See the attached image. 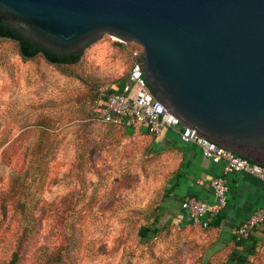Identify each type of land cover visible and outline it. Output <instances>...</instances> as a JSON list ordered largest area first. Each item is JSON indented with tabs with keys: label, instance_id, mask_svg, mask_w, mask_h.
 Wrapping results in <instances>:
<instances>
[{
	"label": "rangeland",
	"instance_id": "1",
	"mask_svg": "<svg viewBox=\"0 0 264 264\" xmlns=\"http://www.w3.org/2000/svg\"><path fill=\"white\" fill-rule=\"evenodd\" d=\"M119 43L105 36L65 72L0 39V264H223L200 226L138 235L167 167L92 119L128 74L132 46Z\"/></svg>",
	"mask_w": 264,
	"mask_h": 264
},
{
	"label": "water",
	"instance_id": "2",
	"mask_svg": "<svg viewBox=\"0 0 264 264\" xmlns=\"http://www.w3.org/2000/svg\"><path fill=\"white\" fill-rule=\"evenodd\" d=\"M68 56L105 36L143 48L181 126L264 166V0H0V24Z\"/></svg>",
	"mask_w": 264,
	"mask_h": 264
},
{
	"label": "crops",
	"instance_id": "3",
	"mask_svg": "<svg viewBox=\"0 0 264 264\" xmlns=\"http://www.w3.org/2000/svg\"><path fill=\"white\" fill-rule=\"evenodd\" d=\"M121 131L125 136L146 140L150 155L167 167L166 180L159 200L153 206L150 221L153 229H166L144 240L157 239L167 230L183 231L195 227L182 209V203L195 198L211 207L215 203L211 184L223 175V163L216 164L205 158L197 144L183 142L180 127L169 129L159 137L150 135L144 126L122 128ZM226 179L229 188L227 206L209 229H202L210 238L209 250L223 264H256L261 257L264 259V225L256 228L247 240H237L235 233L256 210L264 209V185L243 172L230 173Z\"/></svg>",
	"mask_w": 264,
	"mask_h": 264
},
{
	"label": "built area",
	"instance_id": "4",
	"mask_svg": "<svg viewBox=\"0 0 264 264\" xmlns=\"http://www.w3.org/2000/svg\"><path fill=\"white\" fill-rule=\"evenodd\" d=\"M132 54L133 67L123 93L108 96L106 107L98 120L120 127L144 126L154 137L161 136L169 129L180 127L183 142L197 144L205 158L216 164L223 163V175L215 178L211 184L215 196V203L211 207L195 198L182 203V209L188 214L191 222L202 229H208L227 206L229 188L226 176L243 172L256 177L264 185V166L201 138L194 130L182 127L179 120L154 98L142 67L143 48L138 45ZM263 225L264 209H258L237 228L236 239L247 240L256 228Z\"/></svg>",
	"mask_w": 264,
	"mask_h": 264
},
{
	"label": "trees",
	"instance_id": "5",
	"mask_svg": "<svg viewBox=\"0 0 264 264\" xmlns=\"http://www.w3.org/2000/svg\"><path fill=\"white\" fill-rule=\"evenodd\" d=\"M0 39H7V40H11V41L18 43L20 52H21L24 59H32V58L38 56L39 54H43L44 57L47 59V61H49L51 64L56 65L57 67H59L61 70L65 71V72L67 69H69V66H73V65L78 64L81 61L82 55L84 53V51L76 52V53L70 54L68 56H58V55L50 54V53L46 52L45 50L34 46L31 42L26 40L14 27L6 26L4 23L0 24ZM118 45L120 47H126L129 45L132 46V49L130 50V53H129L130 68H129L128 74L126 76L115 81V83H113V85L107 90V92H105L103 95H101L100 100L102 101V103L100 105H98L96 107V109L94 110V113L91 114L92 119H95V120L99 119L101 114L103 113V111L106 107V102H107L108 96L110 94H117V95L122 94L125 85L129 81V74H130V71L133 67V62H134L132 53H133V50L138 47V45H136V44H125V43H119ZM152 93L154 94L153 91H152ZM121 128H130V127L122 126ZM131 128L135 129L136 127L133 126ZM191 225H194V224L191 222ZM211 226H212V224H211ZM164 230H158L156 228L153 229L152 224L150 222H147L146 224H144L140 227L138 235L142 239H147L151 234L154 233V234L158 235L159 233H161ZM204 230H207V229H204ZM147 243H149V241H147Z\"/></svg>",
	"mask_w": 264,
	"mask_h": 264
}]
</instances>
